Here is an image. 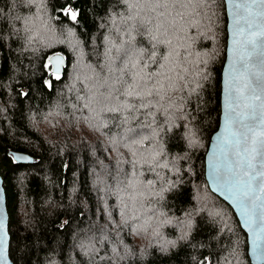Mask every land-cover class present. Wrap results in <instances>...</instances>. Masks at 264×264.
Here are the masks:
<instances>
[{
	"label": "trees",
	"instance_id": "1",
	"mask_svg": "<svg viewBox=\"0 0 264 264\" xmlns=\"http://www.w3.org/2000/svg\"><path fill=\"white\" fill-rule=\"evenodd\" d=\"M227 25L225 0H0V172L14 264H252L246 232L205 173ZM153 44L172 52L189 89L202 87L128 109L137 102L117 83L132 71L120 46L146 58ZM55 53L68 60L59 79ZM78 67L97 74V89L76 80Z\"/></svg>",
	"mask_w": 264,
	"mask_h": 264
},
{
	"label": "water",
	"instance_id": "2",
	"mask_svg": "<svg viewBox=\"0 0 264 264\" xmlns=\"http://www.w3.org/2000/svg\"><path fill=\"white\" fill-rule=\"evenodd\" d=\"M228 18L227 56L222 73L221 116L218 130L212 135L205 157L206 179L211 191L232 207L243 230L248 236V252L252 264H264V177L256 172L264 171V165L255 162L251 175L247 163L245 142L241 133L245 130L227 123L229 82L235 77L240 92L234 93L238 111L250 113L264 104V16L255 13L264 10V3L252 0H225ZM249 21H252L249 24ZM254 39L256 46L248 43ZM61 58L60 73L68 66L65 55L55 53L50 58ZM245 57H247L245 59ZM259 96L260 99L255 97ZM247 122V121H245ZM264 128V124L259 125ZM251 133L248 136L251 137ZM20 163H33L34 157L14 152ZM0 172V264H14L10 256L11 235L6 194ZM250 186V187H249ZM249 192L245 197L244 192Z\"/></svg>",
	"mask_w": 264,
	"mask_h": 264
},
{
	"label": "snow or ice",
	"instance_id": "3",
	"mask_svg": "<svg viewBox=\"0 0 264 264\" xmlns=\"http://www.w3.org/2000/svg\"><path fill=\"white\" fill-rule=\"evenodd\" d=\"M253 3H264V0H252ZM65 15L69 16L73 21L76 20L78 13L74 12L70 5L66 6L64 9ZM256 16H264V10L255 13ZM252 21H249L251 24ZM167 31V30H165ZM253 36L264 35V32H256L252 34ZM153 40L157 37L153 36ZM165 45H171L172 41L164 40L161 41ZM248 43L256 46V41L254 39L249 40ZM153 51L148 53L147 57L144 58L143 50L140 51V56L130 55L125 53L127 62L131 64L132 71L128 73V80L117 81L118 84L123 85V91L121 95L125 97L127 101L129 98L136 101L137 103H126L125 106L128 109L134 110H150L154 107H163V101L165 100L168 93L177 92L181 90H187L189 95L197 93L202 85L200 83H195L191 89L188 88V82L185 77L181 75L180 71L169 66V61L172 56L171 51H166L164 54H159L155 48L156 45H152ZM179 56V53H176ZM159 56V59L157 57ZM247 57H245L246 59ZM51 64V75L56 79H59L61 58L55 56L50 58ZM155 67H152V66ZM127 67V65H125ZM151 68V71L148 69ZM180 70L187 73V68L180 65ZM176 72L177 79L173 81V72ZM200 76L201 74H197ZM206 79V76H204ZM130 81V82H129ZM181 81L183 83L181 84ZM119 91V89H117ZM240 92V89L235 84V77L229 82V105H228V115L227 123L229 125L239 126L245 131L241 133L245 142V151L247 153V160L245 161L248 165L249 172H245V175H251L252 171L255 170V162L257 157H260L259 163L264 165V128H259V125L264 124V104L259 106V109H253L250 113H244L238 111V105L235 104L234 93ZM260 99L259 96L255 97ZM115 99L119 100V96L112 97L107 96L105 100ZM110 112H118L119 108H109ZM149 114H151L149 112ZM247 121V122H245ZM251 133V137L248 136ZM166 167V165H165ZM256 175L264 177V171L256 172ZM151 183V181H149ZM250 187V186H249ZM243 195L247 197L249 192H244ZM2 243V240H0Z\"/></svg>",
	"mask_w": 264,
	"mask_h": 264
},
{
	"label": "rangeland",
	"instance_id": "4",
	"mask_svg": "<svg viewBox=\"0 0 264 264\" xmlns=\"http://www.w3.org/2000/svg\"><path fill=\"white\" fill-rule=\"evenodd\" d=\"M37 1V0H36ZM131 11V10H130ZM44 11H42L41 13H43ZM36 16H37V14H36ZM43 16H47V15H42L41 17H43ZM41 17L40 18H38L39 20L41 19ZM36 19H35V23H32V21H31V23L32 24H30V25H36L37 24V17H35ZM38 20V21H39ZM124 20L121 18V20H119V24H121L122 22H123ZM36 28L38 29V27H37V25H36ZM36 28H35V26H34V29L36 30ZM42 36H44V37H47V34L49 35L50 34V28H49V26L47 27V26H44V27H42ZM76 46H77V49H78V45L76 44ZM121 47V49H124V50H126L127 52L129 51L128 49H127V47H125L124 45H121L120 46ZM79 65V64H78ZM83 69V67H78L77 68V72L75 73L76 74V80H78V81H80V83H85V80L84 79H88V80H90V79H92V83H93V85H94V87L92 88V90H94V89H97V74L96 73H94V71L93 70H90L91 72H89V73H83L82 71H84V70H82ZM52 130H51V132L49 133V135L50 134H52ZM149 132V131H148ZM102 182V180L101 179H99V180H95V185L97 186V184H98V186H99V183H101ZM131 219V216L128 214V211H126L125 213H124V215H123V218H122V220H124L125 222H129V221H131L130 220ZM135 237V236H134ZM93 248H90V247H88V250L89 251H91Z\"/></svg>",
	"mask_w": 264,
	"mask_h": 264
},
{
	"label": "bare ground",
	"instance_id": "5",
	"mask_svg": "<svg viewBox=\"0 0 264 264\" xmlns=\"http://www.w3.org/2000/svg\"><path fill=\"white\" fill-rule=\"evenodd\" d=\"M116 17V16H115Z\"/></svg>",
	"mask_w": 264,
	"mask_h": 264
}]
</instances>
